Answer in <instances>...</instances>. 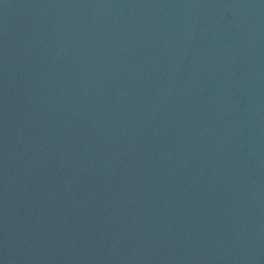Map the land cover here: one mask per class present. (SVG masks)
I'll return each instance as SVG.
<instances>
[{
    "label": "water",
    "instance_id": "water-1",
    "mask_svg": "<svg viewBox=\"0 0 264 264\" xmlns=\"http://www.w3.org/2000/svg\"><path fill=\"white\" fill-rule=\"evenodd\" d=\"M0 264H264V0H0Z\"/></svg>",
    "mask_w": 264,
    "mask_h": 264
}]
</instances>
